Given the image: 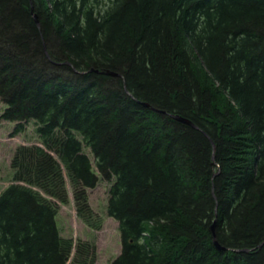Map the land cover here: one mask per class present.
<instances>
[{"label": "trees", "instance_id": "16d2710c", "mask_svg": "<svg viewBox=\"0 0 264 264\" xmlns=\"http://www.w3.org/2000/svg\"><path fill=\"white\" fill-rule=\"evenodd\" d=\"M0 102L38 141L0 192V264H94L56 216L70 189L99 230V180L112 264H264V0H0Z\"/></svg>", "mask_w": 264, "mask_h": 264}, {"label": "rangeland", "instance_id": "374dc122", "mask_svg": "<svg viewBox=\"0 0 264 264\" xmlns=\"http://www.w3.org/2000/svg\"><path fill=\"white\" fill-rule=\"evenodd\" d=\"M4 108L3 103L0 102V114ZM14 126V122L0 119V192L11 183L10 162L14 150L19 145L38 143L32 124L26 125L25 130L17 134L13 133ZM108 188V182L99 180L94 188L88 190L89 205L102 220V226L99 230L90 228L77 216L70 189H68V202L58 206L56 216V224L61 237L71 239L74 244L78 241H88L95 244L96 258L94 264H112V261L120 253L118 223L106 212ZM73 253L74 250L71 258Z\"/></svg>", "mask_w": 264, "mask_h": 264}, {"label": "water", "instance_id": "95a60500", "mask_svg": "<svg viewBox=\"0 0 264 264\" xmlns=\"http://www.w3.org/2000/svg\"><path fill=\"white\" fill-rule=\"evenodd\" d=\"M33 17H34V19H35V21L37 22V19H36V15H34L33 14ZM111 75H115L114 73H110ZM145 106H147L146 104H145ZM176 119H179L180 121H182V122H184V123H187V124H189V125H192V123L190 122V121H188V120H186V119H183V118H181V117H179V116H174ZM214 243H215V245H216V247L218 248V249H222V247H220L219 245H218V243L216 242V240H214Z\"/></svg>", "mask_w": 264, "mask_h": 264}, {"label": "bare ground", "instance_id": "6f19581e", "mask_svg": "<svg viewBox=\"0 0 264 264\" xmlns=\"http://www.w3.org/2000/svg\"><path fill=\"white\" fill-rule=\"evenodd\" d=\"M180 116V115H179Z\"/></svg>", "mask_w": 264, "mask_h": 264}]
</instances>
